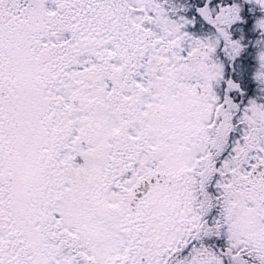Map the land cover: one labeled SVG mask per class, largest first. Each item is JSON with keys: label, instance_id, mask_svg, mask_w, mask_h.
<instances>
[{"label": "snow or ice", "instance_id": "obj_1", "mask_svg": "<svg viewBox=\"0 0 264 264\" xmlns=\"http://www.w3.org/2000/svg\"><path fill=\"white\" fill-rule=\"evenodd\" d=\"M0 264H264V0H0Z\"/></svg>", "mask_w": 264, "mask_h": 264}]
</instances>
